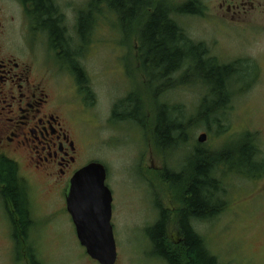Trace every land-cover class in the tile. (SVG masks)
I'll use <instances>...</instances> for the list:
<instances>
[{"label": "rangeland", "instance_id": "rangeland-1", "mask_svg": "<svg viewBox=\"0 0 264 264\" xmlns=\"http://www.w3.org/2000/svg\"><path fill=\"white\" fill-rule=\"evenodd\" d=\"M62 1L73 12L67 15V28L80 50V66L93 101L81 109L72 103L77 100L69 96L73 90L67 78L61 88L67 89V99L71 108L77 109L74 115L81 124V164L99 162L107 171L116 264H168L151 241L150 228L160 209L166 217L164 241L165 237L169 241L164 243L165 250L169 254L177 251L171 242L175 228L171 209L172 204L179 207L183 187L172 175L192 172L195 148L216 160L221 158L214 175L221 184L224 207L214 218L195 221L192 226L218 264H264V0H197L201 16L176 19L191 41L205 45L207 58L214 59L216 65H232L236 72L227 81L225 109L212 116L218 109L214 103L223 97L212 95L194 71L183 78L187 67L174 75L178 85L160 99L168 105L167 117L185 124L197 116L206 99L201 111L209 120L194 121L188 128V143L186 140L167 151L156 144L151 132L158 100L152 97L137 64V32L131 27L120 30L115 14L101 7L86 41L78 43L74 12L86 11L91 0ZM187 1L150 0V6L169 4L174 8ZM145 18L143 15L140 23ZM130 93L142 104L141 112H135L143 118L141 123L123 119L129 113L124 109L117 112L121 117L113 119L115 106ZM201 134L207 137L203 144L197 142ZM244 142L255 148L253 159L260 166L235 170L229 166L247 160L248 150L241 146ZM21 172L27 175L32 223L27 236L22 237L15 223L8 225L0 211V264H30L32 260L39 264H98L79 244L62 195L22 167ZM180 234L178 231L179 238Z\"/></svg>", "mask_w": 264, "mask_h": 264}, {"label": "flooded vegetation", "instance_id": "flooded-vegetation-1", "mask_svg": "<svg viewBox=\"0 0 264 264\" xmlns=\"http://www.w3.org/2000/svg\"><path fill=\"white\" fill-rule=\"evenodd\" d=\"M44 6L45 8H40L38 0H0V161H8L14 168L16 166V169L13 168V187L16 192L21 188L25 196H22L25 198L24 203L15 204L12 198L9 203L6 202L2 193L6 191L7 184L0 182V211L8 225L12 224L10 215L13 216L22 237L27 236L23 230H30L32 221L27 218L25 224L20 221L19 211H24L27 206L30 218L31 207L27 175L22 174L21 167L53 191L60 193L66 211L65 191L68 183L84 166L81 164V124L74 115L77 109L71 108L72 104L67 99V89L61 88L63 79L69 80L73 90L69 96L73 95L77 100L72 103L84 109L87 103L93 101L88 79L80 66V53H77L80 50L75 48L74 39L67 28V15L73 12L68 11L67 4L62 0H45ZM81 14L82 12L76 11L73 17L78 43ZM51 21L55 22L60 38L51 37L46 26ZM57 39H61V42L55 43ZM37 44L43 47L37 48ZM70 60L74 63L71 64ZM81 76H84V83ZM167 84H160V99L170 87L178 85V81L172 79ZM189 119L186 120L183 138L187 143L190 133L188 128H192L193 124V118ZM172 207L175 228L172 229L171 242L177 250L181 241L178 237L179 209L177 205L175 207L172 204ZM164 213L159 210V218L153 227L163 220ZM15 232L14 230L13 236ZM168 242L165 237L163 244ZM30 264L39 263L32 260Z\"/></svg>", "mask_w": 264, "mask_h": 264}, {"label": "trees", "instance_id": "trees-1", "mask_svg": "<svg viewBox=\"0 0 264 264\" xmlns=\"http://www.w3.org/2000/svg\"><path fill=\"white\" fill-rule=\"evenodd\" d=\"M38 4L40 8H45V0H38ZM168 5L158 4L157 6H150V0H91L86 11L82 12L78 25L80 41L84 43L86 36L94 27L95 20H93V17L95 18L96 15H100V9L104 7L110 13L115 14L120 30L123 31L127 27H131L135 33L137 32L138 41L135 44L136 57L138 58L137 64L141 68L144 81L152 90V97L158 100L155 107V122L151 128V132L155 137L156 144L163 151L176 147L177 143L181 145V143L185 142L183 140L185 137L184 128L187 126L186 123L180 122L178 118L171 120L167 117L166 108L168 105L162 103L160 97H158L160 84H169L174 77L173 75L183 68L187 67L183 78H186L190 72L194 71L195 78L203 81L204 85L211 90L212 95L223 97H219V99H222L214 103L215 106H218V109L211 113L212 116L213 114H217L218 111L221 112L225 109L228 96L226 93L227 81L236 72V69L232 65H216L214 59L207 58L208 49L205 45L201 43L196 44L191 41L177 23L176 19L178 17H199L202 15V9L197 0H189L184 4L175 5L174 8ZM143 15L146 18L143 23H140V18ZM46 26L51 37H61L57 33L54 21L46 23ZM54 42H61V39H57ZM65 46L68 45L65 44ZM66 49L69 51L68 47ZM77 53H80V51ZM70 63L73 64L74 62L70 60ZM206 66H209L208 71L205 70ZM81 72L83 73V70ZM83 78L84 76H81V81L84 83ZM204 105H206V99L202 101L200 111L196 117H193V122L198 123L202 121L206 123L209 120L206 119L204 114L202 115L201 109ZM120 109L129 110V113L123 115V119L129 118L137 123L143 121L142 117L140 119L135 114L136 111L141 112L142 104L134 93L128 94L120 104L115 106L113 119L121 117L117 114ZM241 146L243 151L246 152L248 150L246 152L247 160L229 167L235 170H246L253 168L254 165H259L253 159L256 154L255 148H251L248 142H244ZM193 159L194 163L191 173L188 172L186 176L184 175L185 177L183 174L172 175V178L176 181L178 180L177 182L183 187L182 199L179 202L177 214L179 231L181 233V241L177 247V251L169 254L163 247L166 217H163V220L150 228L152 230L151 241L156 248L160 249H157V254L168 264H218L216 258L205 247L203 239L195 231L192 223L210 220L217 216L224 207V203L220 199L221 184L216 180L214 175V171L221 158L216 160L212 154L209 155L204 150L195 148ZM13 168L14 166L8 161H0V182L7 184V189L2 193V196L8 203L11 201V198L15 204L24 203V191L19 188V191L16 192L13 187L15 185L14 169H16V166ZM166 177H168V172H166L165 180L169 181ZM19 212L22 224H25L27 219L30 220L27 206L24 211ZM10 217L13 224V216L10 215ZM23 233H26V228L23 230Z\"/></svg>", "mask_w": 264, "mask_h": 264}, {"label": "water", "instance_id": "water-1", "mask_svg": "<svg viewBox=\"0 0 264 264\" xmlns=\"http://www.w3.org/2000/svg\"><path fill=\"white\" fill-rule=\"evenodd\" d=\"M206 134L197 138L206 141ZM107 171L90 162L70 179L65 191L66 211L76 237L87 256L98 264H116L117 251L112 228V193L106 186Z\"/></svg>", "mask_w": 264, "mask_h": 264}, {"label": "bare ground", "instance_id": "bare-ground-1", "mask_svg": "<svg viewBox=\"0 0 264 264\" xmlns=\"http://www.w3.org/2000/svg\"><path fill=\"white\" fill-rule=\"evenodd\" d=\"M122 20V19H121ZM147 76V75H146ZM157 90V89H156ZM155 173V172H154ZM164 179V178H163ZM175 189V188H174Z\"/></svg>", "mask_w": 264, "mask_h": 264}]
</instances>
